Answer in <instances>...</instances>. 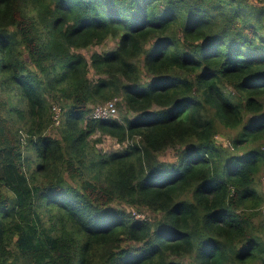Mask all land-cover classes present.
Returning <instances> with one entry per match:
<instances>
[{"label":"trees","instance_id":"trees-1","mask_svg":"<svg viewBox=\"0 0 264 264\" xmlns=\"http://www.w3.org/2000/svg\"><path fill=\"white\" fill-rule=\"evenodd\" d=\"M262 172L263 1L0 0V264H264Z\"/></svg>","mask_w":264,"mask_h":264},{"label":"rangeland","instance_id":"rangeland-1","mask_svg":"<svg viewBox=\"0 0 264 264\" xmlns=\"http://www.w3.org/2000/svg\"><path fill=\"white\" fill-rule=\"evenodd\" d=\"M260 3V2H259ZM114 44H115V41L113 40V39H108L103 45H101V46H91L89 49H87V50H83V52L85 53V55H89L90 54V52H92V51H94V50H96V51H102V50H106V49H109V48H111V47H113L114 46ZM115 102V99L113 100V102L112 103H114ZM108 104V103H107ZM95 107H99V105L98 106H95ZM95 107H93V108H95ZM112 110L110 111V113H111V115L112 116H117V113H118V110H116L115 108H114V105H112V108H111ZM93 110V109H92ZM122 113H124V112H122ZM92 114V113H91ZM109 114V112L107 111V112H105V115H108ZM118 116H119V114H118ZM56 129H54V133L56 132L55 131ZM56 134V133H55ZM227 134H228V132L227 131H223V133H218L217 134V136H216V138H215V140H216V142H218V143H222V144H225V145H227L228 144V139H227ZM114 142L112 141V140H106V142L105 143H102L100 146L102 147V148H104V150H106V151H109V147H111V146H109L110 144H113ZM27 153H25V155H26ZM256 186L264 193V172H262L258 177H257V179H256ZM135 214H137L136 216L137 217H145V215L144 214H139V213H135V212H133V215H134V217H135Z\"/></svg>","mask_w":264,"mask_h":264},{"label":"built area","instance_id":"built-area-1","mask_svg":"<svg viewBox=\"0 0 264 264\" xmlns=\"http://www.w3.org/2000/svg\"><path fill=\"white\" fill-rule=\"evenodd\" d=\"M257 1H260V2L263 1L264 2V0H257ZM111 108H112V104L110 102H108V104H106L104 106L99 105V107H95L93 109L92 117L93 118H97V119H104V118H107V117L109 118V117L112 116L111 113H110V111L112 110ZM107 111L109 112V114L105 115V112H107ZM58 117H59V114H58V111L56 110L54 115H53V120H54L55 124H57L58 121H59ZM136 215L137 214H135L136 218H141V217H137Z\"/></svg>","mask_w":264,"mask_h":264},{"label":"clouds","instance_id":"clouds-1","mask_svg":"<svg viewBox=\"0 0 264 264\" xmlns=\"http://www.w3.org/2000/svg\"><path fill=\"white\" fill-rule=\"evenodd\" d=\"M260 2V1H259Z\"/></svg>","mask_w":264,"mask_h":264}]
</instances>
